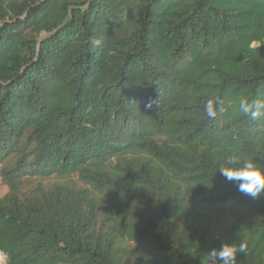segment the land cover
<instances>
[{
	"label": "trees",
	"instance_id": "16d2710c",
	"mask_svg": "<svg viewBox=\"0 0 264 264\" xmlns=\"http://www.w3.org/2000/svg\"><path fill=\"white\" fill-rule=\"evenodd\" d=\"M242 100H264V0H0L7 264H202L225 242L264 264V191L219 173L264 165Z\"/></svg>",
	"mask_w": 264,
	"mask_h": 264
},
{
	"label": "clouds",
	"instance_id": "9594fccd",
	"mask_svg": "<svg viewBox=\"0 0 264 264\" xmlns=\"http://www.w3.org/2000/svg\"><path fill=\"white\" fill-rule=\"evenodd\" d=\"M153 102H150L147 107L151 108ZM214 101L209 100L205 105V112L209 118L217 116V110L214 107ZM240 110L250 115L253 120L264 115V100H254L251 103L247 100L240 102ZM223 112V108H219ZM219 173L228 181H236L238 190L251 197L258 196L264 191V165L257 163L252 159H241L236 154L228 156L220 165ZM247 245L240 242L237 247L233 242L222 243L219 248H213L204 254L202 264H237V254H243L246 251Z\"/></svg>",
	"mask_w": 264,
	"mask_h": 264
},
{
	"label": "rangeland",
	"instance_id": "374dc122",
	"mask_svg": "<svg viewBox=\"0 0 264 264\" xmlns=\"http://www.w3.org/2000/svg\"><path fill=\"white\" fill-rule=\"evenodd\" d=\"M8 193V188L5 185L1 175H0V198H3L6 194ZM231 220L230 218H226V220L224 221L223 224L219 225V229L220 231H223L225 228V225H227L228 223H230Z\"/></svg>",
	"mask_w": 264,
	"mask_h": 264
},
{
	"label": "built area",
	"instance_id": "2783aa9c",
	"mask_svg": "<svg viewBox=\"0 0 264 264\" xmlns=\"http://www.w3.org/2000/svg\"><path fill=\"white\" fill-rule=\"evenodd\" d=\"M8 258L7 256L0 251V264H7Z\"/></svg>",
	"mask_w": 264,
	"mask_h": 264
}]
</instances>
